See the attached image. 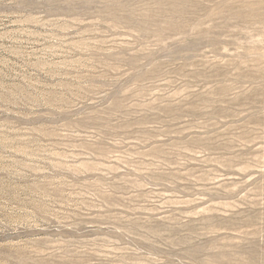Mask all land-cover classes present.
<instances>
[{"label":"rangeland","instance_id":"1","mask_svg":"<svg viewBox=\"0 0 264 264\" xmlns=\"http://www.w3.org/2000/svg\"><path fill=\"white\" fill-rule=\"evenodd\" d=\"M0 264H264V0H0Z\"/></svg>","mask_w":264,"mask_h":264}]
</instances>
